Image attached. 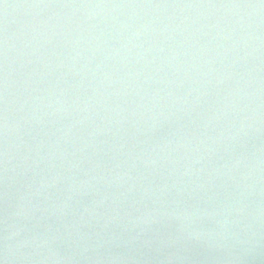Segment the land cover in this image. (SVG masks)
<instances>
[{
  "label": "water",
  "instance_id": "water-1",
  "mask_svg": "<svg viewBox=\"0 0 264 264\" xmlns=\"http://www.w3.org/2000/svg\"><path fill=\"white\" fill-rule=\"evenodd\" d=\"M0 264H264V0H0Z\"/></svg>",
  "mask_w": 264,
  "mask_h": 264
}]
</instances>
